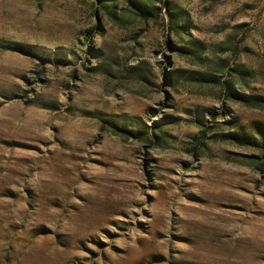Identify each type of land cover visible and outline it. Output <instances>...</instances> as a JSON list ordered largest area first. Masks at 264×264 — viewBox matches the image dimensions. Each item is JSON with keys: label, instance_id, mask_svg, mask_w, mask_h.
Masks as SVG:
<instances>
[{"label": "rangeland", "instance_id": "obj_1", "mask_svg": "<svg viewBox=\"0 0 264 264\" xmlns=\"http://www.w3.org/2000/svg\"><path fill=\"white\" fill-rule=\"evenodd\" d=\"M103 1L0 0V264H264V0Z\"/></svg>", "mask_w": 264, "mask_h": 264}, {"label": "trees", "instance_id": "obj_2", "mask_svg": "<svg viewBox=\"0 0 264 264\" xmlns=\"http://www.w3.org/2000/svg\"><path fill=\"white\" fill-rule=\"evenodd\" d=\"M100 1L102 4H104L103 0H98ZM130 12H132L133 14H135L137 17L145 20V19H149L151 17H155L157 13L154 12V7L153 4H149V5H140L137 3H130ZM168 14L171 11H167ZM171 21V19H170ZM24 48H20L19 51H24ZM164 78L166 79V76H164ZM225 92L227 96H229L230 98H235L237 99V101L239 102H247L248 101V97L246 95L240 94L238 92H236L235 90H233L229 85L225 84ZM251 105H258V106H264V100L259 101V102H250ZM109 125L107 127V129H109L110 133L115 135L116 137H120L121 139H126L128 137H133L136 138V134H133V132L124 129L122 127H118L116 126L115 123L113 122H108Z\"/></svg>", "mask_w": 264, "mask_h": 264}]
</instances>
